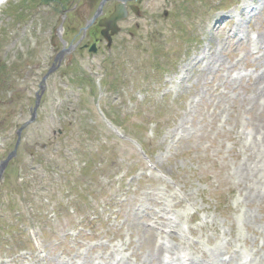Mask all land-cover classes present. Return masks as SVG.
<instances>
[{
	"label": "rangeland",
	"instance_id": "1",
	"mask_svg": "<svg viewBox=\"0 0 264 264\" xmlns=\"http://www.w3.org/2000/svg\"><path fill=\"white\" fill-rule=\"evenodd\" d=\"M101 1L0 0V264H264V0H142L91 54Z\"/></svg>",
	"mask_w": 264,
	"mask_h": 264
},
{
	"label": "flooded vegetation",
	"instance_id": "2",
	"mask_svg": "<svg viewBox=\"0 0 264 264\" xmlns=\"http://www.w3.org/2000/svg\"><path fill=\"white\" fill-rule=\"evenodd\" d=\"M111 2L113 5V8L108 9L107 5H109V3H111ZM141 2H142V0H128L126 2L119 1V0H111V1L107 2L102 8V14L93 24V26H92L93 30L92 31L90 30L92 27L89 29L90 35L89 36L85 35V37L80 42V43H83V46H82L83 50H87L89 53H92V54L98 53L101 48L111 52L112 49L114 48V46L117 44L118 38L122 34V23H124V21L119 22V24H118L120 26V27H118L120 29V33L118 32L119 34L118 33L113 34L114 33L113 30H109L108 32H105L104 27H102L100 25L101 22L108 20L114 13H116V11L120 5L123 6V8H124L123 10H125V12H126L127 18H126L125 22L132 20L135 17H140L141 16V8H140L139 4ZM98 7H97V9H98ZM97 9H96L95 13L93 14V16L96 14ZM93 16L91 18H93ZM104 32L106 33V35L111 37L110 46H108V41L104 37V34H103ZM87 37H89L88 43L84 42L85 41L84 39H86Z\"/></svg>",
	"mask_w": 264,
	"mask_h": 264
},
{
	"label": "bare ground",
	"instance_id": "3",
	"mask_svg": "<svg viewBox=\"0 0 264 264\" xmlns=\"http://www.w3.org/2000/svg\"><path fill=\"white\" fill-rule=\"evenodd\" d=\"M247 50L252 55H254V52L263 54L262 58L259 60L258 66L256 67V75L254 77L250 75L249 77L254 95L258 96L259 99L264 98V36L260 35L259 40L256 41L253 46H248ZM169 253L171 255V261L169 262V264H191L190 259L186 256H181L177 252L170 251ZM153 261H155V264H167L164 262V259L161 258V256L159 260V255H155Z\"/></svg>",
	"mask_w": 264,
	"mask_h": 264
},
{
	"label": "water",
	"instance_id": "4",
	"mask_svg": "<svg viewBox=\"0 0 264 264\" xmlns=\"http://www.w3.org/2000/svg\"><path fill=\"white\" fill-rule=\"evenodd\" d=\"M108 0H103V2L101 3V5H100V7H99V9H98V13L95 15V17L88 23V25H87V28L96 20V18L100 15V13H101V10H102V7H103V5L107 2ZM124 1V0H123ZM123 13H124V11L123 10H118L117 12H116V14L112 17V18H110L109 20H107V21H105V22H102L104 25H106L108 28L110 27H115V25L114 24H116V21L117 20H119L120 18H121V16L123 15ZM86 28V29H87ZM64 53H65V51H63V53H61L60 54V56H59V58H57V61L59 60V59H61L62 58V56L64 55ZM54 70V69H53ZM53 70L51 69L50 71H49V73H48V75H46L45 77H44V79H43V83L45 84V81H46V79L48 78V76L53 72ZM45 91V86H41V94L40 93H38L37 94V103H36V107H35V112H34V114H33V118L31 119V121H29V123H31V122H33L34 121V119H35V116H36V111H37V108H38V105H39V102H40V99H41V96H42V94H43V92ZM28 123V124H29ZM18 135H19V141H18V144H19V142H20V137H21V130L20 131H18ZM16 155V152H13V153H11L10 155H9V157L7 158V160H5V161H3L2 163H1V165H0V177L2 176V174H3V172H4V170H5V167H6V165L8 164V162L14 157Z\"/></svg>",
	"mask_w": 264,
	"mask_h": 264
}]
</instances>
